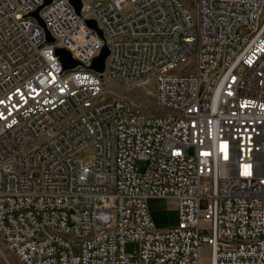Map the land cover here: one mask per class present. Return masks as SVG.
<instances>
[{
    "label": "built area",
    "instance_id": "2783aa9c",
    "mask_svg": "<svg viewBox=\"0 0 264 264\" xmlns=\"http://www.w3.org/2000/svg\"><path fill=\"white\" fill-rule=\"evenodd\" d=\"M43 2L0 0L6 248L22 264H200L207 244L210 264H264V0ZM149 199H175L176 223L157 228Z\"/></svg>",
    "mask_w": 264,
    "mask_h": 264
},
{
    "label": "rangeland",
    "instance_id": "374dc122",
    "mask_svg": "<svg viewBox=\"0 0 264 264\" xmlns=\"http://www.w3.org/2000/svg\"><path fill=\"white\" fill-rule=\"evenodd\" d=\"M186 5L190 9H194V0H185ZM126 10H130V6L127 5L124 7ZM106 97H102L105 99ZM75 158H91L92 150L90 147L85 146L74 153ZM136 166L139 169H144L146 166L145 161H138ZM148 207L151 213L152 220L157 228H165L172 226L177 221L176 210H177V201L175 199H149ZM201 227L204 228V223L201 224ZM127 252H135L137 249V244L129 242L125 245ZM73 252L75 255L79 253L78 244L73 245ZM200 264H210L211 263V246L203 245L199 250ZM0 264H22L19 259L13 254L12 251L6 248L4 245L1 235H0Z\"/></svg>",
    "mask_w": 264,
    "mask_h": 264
},
{
    "label": "water",
    "instance_id": "95a60500",
    "mask_svg": "<svg viewBox=\"0 0 264 264\" xmlns=\"http://www.w3.org/2000/svg\"><path fill=\"white\" fill-rule=\"evenodd\" d=\"M50 1L51 0H44L43 4L39 8H41L43 5L49 3ZM69 2L73 5L76 13L79 14L81 6H82L81 0H69ZM39 8L37 10H35L34 12H32L31 15L37 19L38 23L41 26L45 27L42 19L38 15ZM86 23L90 28H93L100 36H102L101 30L98 28L97 23L94 20L88 19V20H86ZM45 33H46L47 41H52L53 38L49 34L47 29H45ZM56 54L58 55L59 60H60L64 69L72 68V67H75L79 64L78 61L75 60L71 56L70 52L68 50H66L65 48L56 49ZM108 54H109L108 47L106 45H103L101 50H100V53L92 60L90 67L97 70V71H100V72L103 71L104 66H105V59L108 56Z\"/></svg>",
    "mask_w": 264,
    "mask_h": 264
}]
</instances>
